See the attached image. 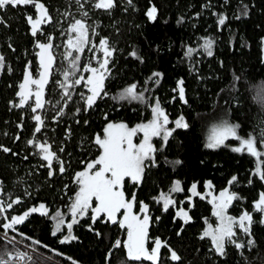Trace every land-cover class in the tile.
Here are the masks:
<instances>
[{"label": "trees", "instance_id": "1", "mask_svg": "<svg viewBox=\"0 0 264 264\" xmlns=\"http://www.w3.org/2000/svg\"><path fill=\"white\" fill-rule=\"evenodd\" d=\"M39 2L51 20L40 25L35 36L27 19L36 17L33 5L0 9V201L6 213L0 214V232L48 257L35 256L29 264H154L128 257V231L120 223L124 209L116 214L115 223L106 213L93 222V207L72 223L70 209L77 193V173L101 155L96 137L104 136L109 123H124L128 128L148 123L159 100L168 115L166 127L175 131L166 142L162 136L152 137L156 151L154 158L145 160L141 180L125 177L122 186L126 200L135 196L134 215L143 219L141 207L148 205L145 247L151 253L155 241L162 242L155 264H264V213L255 210V202L264 192V180L255 174L258 165L264 168V155L257 158L246 151L235 152L238 140L234 137L216 148L206 146L209 122L222 118L239 125L238 136L255 137L258 150L264 153V0H131V4L115 0L108 10L96 8L98 0ZM152 7L156 8L155 19L147 15ZM221 16L226 17L223 25L219 24ZM76 20L87 25L88 42L75 68L71 66L70 93L62 105L59 93L63 88L56 83L61 78L55 66L42 99V108L47 110L39 124L30 110L22 109L35 108L36 97L32 94L25 105L18 97L24 67L29 63L36 72L39 43L50 42L52 53L53 48L66 52V33ZM104 39L114 51L103 91L88 106L87 79L92 73L85 69L99 68ZM206 39L213 41L211 56L203 47ZM188 48L194 50L191 56ZM154 73L161 75L155 77ZM81 77L84 79L75 83ZM181 80L183 99L179 95ZM132 84L143 92L144 101L119 98ZM180 117L187 128L176 127ZM136 137L139 144L141 132ZM41 144L55 153L51 165L43 158ZM234 176L236 180L229 184ZM176 181L183 190L171 192ZM193 183L200 195H192ZM225 189L237 196L227 208L228 215L239 218L247 211L253 224L251 235L234 229L233 239L244 248L226 242L225 254L220 255L204 232L215 220L213 197ZM161 193L175 201L166 211L159 200ZM17 199L20 202L13 203ZM41 204L47 205V215L30 214L15 230L3 227L12 216ZM181 210L190 219L178 216ZM57 213L63 219L60 231L53 219ZM69 223L71 235L77 239L61 243L69 235ZM249 240L255 243L249 246ZM22 251L0 236V259L10 260L8 253L14 257ZM173 251L180 257L178 261L171 259Z\"/></svg>", "mask_w": 264, "mask_h": 264}, {"label": "snow or ice", "instance_id": "2", "mask_svg": "<svg viewBox=\"0 0 264 264\" xmlns=\"http://www.w3.org/2000/svg\"><path fill=\"white\" fill-rule=\"evenodd\" d=\"M131 4V0H128ZM33 5L39 16L36 19L29 16L27 19L31 24L32 34L35 36L40 30V25L47 23L51 20V17L48 15V10L44 4L40 3L39 0H0V9L6 6H18V5ZM115 6V0H98L95 4L96 8L101 9H111ZM86 16L87 13L85 12ZM147 15L151 19L156 17V8L152 7ZM226 17L221 16L219 18V24L223 25ZM71 31L76 33L75 38H70L68 40V46L70 49L77 51H83L84 45L88 42V27L83 20H76L71 25ZM101 48L103 50L104 59L100 63L99 68H87L86 71H90L92 75L87 79V85L90 86L91 95L87 97V104L91 106L95 100L100 96V93L104 88L105 73L108 71L107 65L109 63V57H111L114 50L110 49L107 39L102 40ZM213 41L206 39L204 41L203 47L207 51L209 56L212 55L211 47ZM40 49L39 62L42 71L39 73V79H33L32 74L28 71L25 74L24 82L20 84V91L18 95L21 97V105L27 102V100L32 96L31 85H37L38 90L35 92V108L36 109L43 107L42 96L43 89L45 84L48 82V77L50 74V69L52 67L54 57L51 53L52 44L51 43H39L37 45ZM192 48H188L187 55L191 56L193 53ZM68 55L71 57L72 52L70 51ZM131 55L136 56V53L133 52ZM79 57H73L71 64L73 67L76 66V62ZM3 61V57L0 56V62ZM2 67V63H0ZM70 73L65 72V80L68 79ZM155 77H159L160 73H154ZM84 78L81 77L80 80H76L75 83H80ZM157 83L159 80L157 79ZM179 84V95L183 99L184 97V88L183 80L178 82ZM61 87H65L62 83ZM136 85L132 84L120 95V99H129V100H139L144 101L145 97L143 92L137 93ZM67 95V92H65ZM264 99V97H262ZM187 101L185 100V103ZM153 118L146 124H138L133 128H128L124 123L112 124L109 123L105 129L106 135L101 138L100 136L96 137V143L103 149L102 154L95 161L90 162L87 165L85 171L77 173V180L80 184V190L76 193L75 201L71 205V212L73 216L72 223H77L76 215L81 216L85 215L89 208L92 207L93 198L98 201L97 206L92 208L94 213L92 220L95 222L96 218L99 217L102 213H106L108 218L112 222H116V214L120 209H125L123 220L120 222L121 226H126L128 229L127 232V255L132 260H141L147 259L155 262L158 261L159 250L162 246V242L157 239L155 241V247L151 250V253L148 252L145 247L148 236V224L149 216L147 215L148 205L143 204L141 211L145 213L144 218L140 219L139 216L132 213L133 202L135 201V196L133 195L131 200H126L124 192L122 191L123 180L125 177H130L134 182L141 180L145 160L149 158H154L153 153L156 151L155 147L151 143L152 137L162 136L163 140L166 142L168 137L172 135V132L175 129H168L166 126L169 124L168 115L165 113L163 108L159 104V100L156 101L155 106L152 108ZM35 119L41 124L43 121L40 116H36ZM177 128H187L188 124L184 122V118L180 117L175 121ZM239 125L230 124L228 122H223L219 127L213 129V134L209 137V143L206 145L209 148H216L220 145H223L224 142L229 137H234L240 141L239 147L234 148L235 152H247L254 157L259 158L261 155H264L256 146L255 137L249 136L248 138H243L238 136L237 129ZM36 131H40V128L37 127ZM137 132H143L144 138L137 145L133 143V137ZM261 143H264L262 139ZM43 150V158L49 162L55 157V153L49 151V147L41 144L39 146ZM4 151H10L9 149H4ZM179 163V162H177ZM100 167L96 171H92L96 166ZM63 167L60 168L62 172ZM256 175L259 176L261 180H264V168H261L259 165L256 169ZM236 180V177H232V180L229 181L231 184ZM211 182H208V187H211ZM183 189L180 187V182L176 181L171 192H179ZM191 193L193 196L200 195L197 192V185L192 184ZM190 199V198H189ZM237 199L235 193H229L227 189L220 193L219 198L213 197V204L215 208L214 215L219 217L220 225L212 229L209 226V229L205 231L204 236H210L212 243L215 246V250L220 254H225V244L230 243L235 245L236 248L242 249L245 247L243 243H238L233 237L236 235L235 228H239L246 235H251V226L253 224L252 214L245 211L239 218L226 215L227 208L231 202ZM159 200L163 201L164 210L166 211L171 204H175V201L171 199L169 194L161 193ZM19 199L13 203H19ZM8 208L12 207V204L7 205ZM3 204L0 202V211H3ZM255 210L260 213H264V192H261L259 199L255 202ZM33 212H42V214H47L46 206L41 204L38 208L33 207L26 211L23 215L14 216L11 218L9 223L3 225L5 229L15 230V226L24 222V220ZM178 216H181L187 221L190 219L188 212L179 211ZM53 219L57 220L56 230L60 231L61 225L63 224V219L61 214L57 213ZM72 223L67 225L69 230V235L65 236L61 243L68 242L70 240L77 239L75 236L71 235ZM55 235V233H53ZM99 235V233H97ZM38 243V242H37ZM255 243L254 240H249L248 245L251 246ZM120 245V241H116V246ZM24 253L18 254V258L23 260L25 258ZM10 259H12V254L8 253ZM171 259L178 261L180 257L176 254L175 251L171 253ZM0 264H9L8 260L0 259Z\"/></svg>", "mask_w": 264, "mask_h": 264}, {"label": "rangeland", "instance_id": "3", "mask_svg": "<svg viewBox=\"0 0 264 264\" xmlns=\"http://www.w3.org/2000/svg\"><path fill=\"white\" fill-rule=\"evenodd\" d=\"M37 10V9H36ZM38 16H39V13H38V11L36 12V17L34 18V19H36V18H38ZM32 27V26H31ZM77 34L76 33H74V32H72L71 31V29H70V31H67V33H66V40H65V46L67 47V50H66V52H60L59 50H56V48L54 49L53 48V54H54V56H55V63H54V67H53V73L55 74V66H57L58 65V68H57V73H58V75L60 76V78L62 79H59V80H56V83L59 85V86H61V84L63 83L64 85H65V87H61V88H63V91H61L60 93H59V95H60V100L62 99V101L63 100H67L66 98H67V96H68V94L70 93V91L69 90H67V87L69 86V85H71V81H72V79H70L71 78V75H69V77H68V79L67 80H65V76H64V73L65 72H68V73H70V69H71V66L72 65H70V62L72 61V59H73V57H76V56H80V53L82 52V51H77V50H74V49H70L69 48V46H68V40L70 39V38H75V36H76ZM84 47H85V45H84ZM83 47V48H84ZM72 52V56L70 57L69 55H68V53L69 52ZM65 62V63H64ZM57 63H59V64H57ZM75 68V67H74ZM65 92H67V95L65 94ZM137 93H140V92H137ZM64 101L62 102V105H64ZM63 107V106H62ZM59 112V111H58ZM223 122H225V120L224 119H222V118H220V119H217V120H215V121H211V122H209V124H208V128H209V132H208V134H207V143H209V137L213 134V129L214 128H216V127H219ZM227 122V121H226ZM141 134H142V137L144 138V134H143V132H141ZM106 135V133H104V136ZM103 136V137H104ZM103 137H101V138H103ZM137 137H136V135L133 137V143L134 144H137L138 145V143H136V141H135V139H136ZM229 138H231V137H229ZM239 145H240V141L238 140V144H237V147H239ZM102 152H103V149L101 148V154H102ZM100 166L99 165H97L96 166V168H94L92 171H96V170H98V168H99ZM86 169H84L83 171H85ZM77 179V178H76ZM77 182H78V187H77V192H79V190H80V184H79V181L77 180ZM220 196V195H219ZM219 196L217 197V198H219ZM75 201V200H74ZM97 203H98V201H96L95 200V198H93V201H92V207L93 208H95L96 206H97ZM78 215V214H77ZM76 215V216H77ZM226 215H228V213H227V211H226ZM229 216V215H228ZM220 225V219H219V217H217L216 215H215V220H214V223H208V225L206 226V228H205V231L206 230H208L209 229V226H211V228L212 229H215V228H217L218 226ZM205 233V232H204ZM209 239H210V241H211V243H212V239H211V237L210 236H207ZM212 246H213V248H214V250H215V246L213 245V243H212ZM216 251V250H215ZM217 252V251H216ZM47 259H48V257H47Z\"/></svg>", "mask_w": 264, "mask_h": 264}, {"label": "flooded vegetation", "instance_id": "4", "mask_svg": "<svg viewBox=\"0 0 264 264\" xmlns=\"http://www.w3.org/2000/svg\"><path fill=\"white\" fill-rule=\"evenodd\" d=\"M45 44L46 43H50V42H44ZM40 52V49H39V47H38V53ZM38 53H37V57H38V63H39V66H38V68H37V70H36V72L34 73V72H32V70H31V68H30V65H29V63H27L26 65H25V67H24V70H23V74H22V79H21V82L24 80V77H25V74L28 72V71H30L31 72V74H32V78L33 79H37L38 78V76H39V72H40V62H39V55H38ZM1 63V62H0ZM1 73H2V67H0V75H1ZM21 84V83H20ZM31 87V91H32V94L35 96V92L38 90V86L37 85H31L30 86ZM20 90V89H19ZM19 92V91H18ZM45 93V92H44ZM44 93H43V95H44ZM32 95V96H33ZM18 97L20 98V101H21V97L18 95ZM41 99H43V96H42V98ZM27 103V102H26ZM25 103V104H26ZM24 104V105H25ZM22 109H28V110H30V112L32 113L31 114V117H32V119H33V121L35 122H37V123H39V124H41L40 122H38L36 119H35V117L36 116H40L41 117V120L43 121V116H44V112H45V110H47L46 108H39V109H36V111L34 112V111H32V109L33 108H22ZM76 197V196H75ZM75 200V199H74ZM1 202V201H0ZM3 204V203H2ZM46 206V209H47V214L49 213V209H48V207H47V205H45ZM35 207V206H34ZM39 206H37V208H38ZM3 208H4V210L3 211H0V214L2 213V215L3 216H6V213H5V205L3 204ZM31 208H33V206L32 207H29L28 209H31ZM28 209H26V210H24L23 212H21L20 214H18V215H14V216H20V215H23L24 213H25V211H27ZM124 211H126L125 209H124ZM42 214V212H33V213H31V214ZM70 213H71V216H72V212H71V209H70ZM47 214H42V215H47ZM55 215V214H54ZM14 216H12V217H14ZM11 217V218H12ZM62 217V216H61ZM11 218L10 219H8V222L7 223H9L10 221H11ZM127 230L128 231V229H127V227L126 226H124V228L122 229V230ZM11 230H13V229H11Z\"/></svg>", "mask_w": 264, "mask_h": 264}, {"label": "built area", "instance_id": "5", "mask_svg": "<svg viewBox=\"0 0 264 264\" xmlns=\"http://www.w3.org/2000/svg\"><path fill=\"white\" fill-rule=\"evenodd\" d=\"M0 236L4 239H7L13 243H15L16 245H18L19 247H21L23 249L22 252L20 253H24L25 258L23 260L18 258V254H16L12 259L8 260L9 264H29V262L35 257V256H39L42 258L47 259V257L41 253H39L37 250H35L32 246L30 245H25L9 236H7L6 234L0 232Z\"/></svg>", "mask_w": 264, "mask_h": 264}, {"label": "water", "instance_id": "6", "mask_svg": "<svg viewBox=\"0 0 264 264\" xmlns=\"http://www.w3.org/2000/svg\"><path fill=\"white\" fill-rule=\"evenodd\" d=\"M51 53H52V49H51ZM52 55H53V53H52ZM54 57V56H53ZM53 63H54V61H53ZM41 68V67H40ZM52 69H53V64H52V67H51V69H50V74H49V77H48V82L45 84V86H44V89H43V93L45 92V90H46V88H47V86H48V84H49V82H50V79H51V73H52ZM42 71V69H40V72ZM39 72V73H40ZM40 77L38 76V78L37 79H39ZM24 82V80L21 82V83H23ZM20 91V90H19ZM19 93V92H18ZM29 210V209H28ZM27 210V211H28ZM26 212V211H25ZM121 228L123 229L124 228V226L122 227L121 226Z\"/></svg>", "mask_w": 264, "mask_h": 264}]
</instances>
